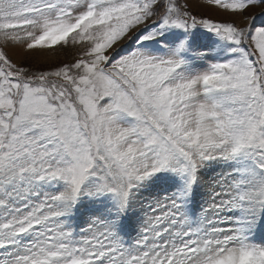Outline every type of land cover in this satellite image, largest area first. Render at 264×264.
<instances>
[{
  "label": "snow or ice",
  "instance_id": "obj_1",
  "mask_svg": "<svg viewBox=\"0 0 264 264\" xmlns=\"http://www.w3.org/2000/svg\"><path fill=\"white\" fill-rule=\"evenodd\" d=\"M197 6L0 0V264H264V0Z\"/></svg>",
  "mask_w": 264,
  "mask_h": 264
},
{
  "label": "rangeland",
  "instance_id": "obj_2",
  "mask_svg": "<svg viewBox=\"0 0 264 264\" xmlns=\"http://www.w3.org/2000/svg\"><path fill=\"white\" fill-rule=\"evenodd\" d=\"M192 10L198 16H205V17H209L214 20H221V19L229 18V17H226L225 14L219 12L218 10L202 8V7L197 6V0H193ZM259 11H260L259 9H253L252 13H259ZM63 59L64 57L61 54V56L59 57V60H63ZM59 60L53 57L45 61H40L36 59H27V60H20L18 62L30 64L33 68H41V67H50L51 65L58 63ZM225 174H226V170L222 167H212L207 170L206 175L202 178V185H201V192L203 194L202 196L203 202L208 203L211 201L213 186ZM162 195H164V193L156 191V192L145 194V196H143L141 199L145 202V207H146L147 201L153 200L157 196H162ZM137 211L143 213L144 209L140 208L138 204Z\"/></svg>",
  "mask_w": 264,
  "mask_h": 264
}]
</instances>
